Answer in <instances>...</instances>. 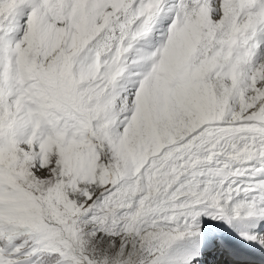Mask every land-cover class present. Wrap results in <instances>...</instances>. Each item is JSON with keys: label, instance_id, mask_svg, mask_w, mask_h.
I'll use <instances>...</instances> for the list:
<instances>
[{"label": "snow or ice", "instance_id": "obj_1", "mask_svg": "<svg viewBox=\"0 0 264 264\" xmlns=\"http://www.w3.org/2000/svg\"><path fill=\"white\" fill-rule=\"evenodd\" d=\"M0 264H264V0H0Z\"/></svg>", "mask_w": 264, "mask_h": 264}]
</instances>
